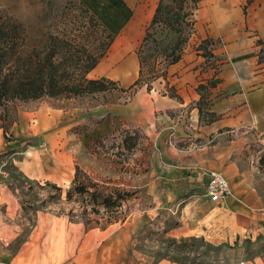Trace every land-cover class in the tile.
<instances>
[{"label":"crops","instance_id":"obj_1","mask_svg":"<svg viewBox=\"0 0 264 264\" xmlns=\"http://www.w3.org/2000/svg\"><path fill=\"white\" fill-rule=\"evenodd\" d=\"M80 1L114 35L105 58L88 77L120 79L131 85L138 77L139 60L135 51L124 52L136 43L138 50L158 0ZM195 1L194 31L180 59L168 66L165 80L159 78L150 90L138 87L126 103H100L89 110L97 120L94 127L104 129L111 125L110 119H118L122 128H137L149 142L148 169L138 187V201L149 208L138 212L135 208L116 229L109 224L84 230L85 245L71 248V255L82 264H143L133 242L138 229L153 222L156 209L192 203L195 209L177 228L186 226L191 236L212 244L245 238L242 235L253 228L255 211L264 210V175L259 166L249 164L251 159L245 160L251 142L263 144L264 151V66L258 62L256 44L264 37V0ZM203 39L211 41L207 47L211 57L201 54L203 48L196 50ZM201 95L206 102L202 111L211 115L210 121L207 115L199 118ZM12 125V135L14 128L28 135L34 128L45 139V148L38 149L40 156L30 161L24 157L30 147L26 141L4 139L7 133L0 124V155L7 154L4 157L19 165L26 182L60 189L65 173V183L72 182L74 158L63 146L60 109L19 111ZM0 163V264H12L20 249L15 242L21 235L17 223L21 202L17 187L2 170L1 158ZM211 173L223 176L229 186L219 203L209 202L203 193ZM132 203L137 206V199ZM75 226L68 222L69 230ZM153 264L177 263L162 259ZM240 264L259 263L252 258Z\"/></svg>","mask_w":264,"mask_h":264},{"label":"rangeland","instance_id":"obj_2","mask_svg":"<svg viewBox=\"0 0 264 264\" xmlns=\"http://www.w3.org/2000/svg\"><path fill=\"white\" fill-rule=\"evenodd\" d=\"M163 2L170 5L168 0ZM0 12L25 27L29 45H41L50 31L65 29L68 34H76L81 28L79 24L87 25L90 15V11L85 12L80 0H0ZM96 29L97 37H102L101 29ZM175 38V34L161 25L153 28L151 37L141 49L143 77L150 78L152 69H160L164 65L163 48L172 44ZM87 41L91 49L96 47L97 39L91 37ZM136 50L137 43L124 54L136 53ZM158 80H153L151 86H155ZM116 83L124 89L128 87L120 79ZM132 95L130 91L110 90L104 94L78 98L45 97L28 102L10 101L0 106V124L7 133L4 139L26 141L30 147L24 157L30 161H36V157L40 156L42 152L38 149L45 148V139L43 133H37L34 128L29 130L30 135L14 128L12 135V124L17 121L18 112L60 109L65 126L63 146L66 151H71L74 158L73 180L70 184L65 183L68 178L64 171L61 192L47 184L42 188L26 182L18 169L19 165L11 158L4 157L7 154L0 155L2 170L8 172V179L17 187L21 202L17 217L21 235L15 242L20 249L12 264H82L71 255V248L85 245L84 230L102 229L109 224H115L111 229H116L135 208L137 212L149 208L142 200L138 201L141 192L138 187L143 181L141 176L148 169L149 142L139 132L135 140L128 138L124 146L122 140L125 131H130L128 135L133 137L137 128H122L121 121L114 118L109 120L111 125L104 126V129L102 126L94 127L97 120L89 114V110L97 104H122L129 101ZM43 131L46 133V128ZM246 152L245 160L249 162L251 159L253 162L249 164L258 166L259 157L264 155L263 144L251 142ZM75 186L81 188L82 192L75 190ZM90 193L94 196L90 197ZM104 198L110 201L117 198L118 202H109L108 206H104ZM134 199H137V206L132 203ZM193 206L191 203L184 207L183 201L172 210L156 209L158 214L153 222L138 229L137 242L133 244H137V258L143 264H153L162 259L177 264H240L252 258L264 264V210L255 211L253 228L242 235L245 238L212 244L203 238L191 236L186 226L177 228L195 209ZM68 222L76 224L71 229L76 233L69 230ZM22 242L25 244L21 247ZM95 242H98V238H95Z\"/></svg>","mask_w":264,"mask_h":264},{"label":"trees","instance_id":"obj_3","mask_svg":"<svg viewBox=\"0 0 264 264\" xmlns=\"http://www.w3.org/2000/svg\"><path fill=\"white\" fill-rule=\"evenodd\" d=\"M163 1L165 0H158L136 52L139 60L138 77L126 89L105 77H88V73L105 55L114 39V35L91 12L87 25L79 24L81 28L76 34H68L65 29L50 31L46 33L45 41L41 45H29L25 27L11 16L0 12V106L10 101L28 102L45 97L78 98L104 94L110 90L130 91L132 95L140 86L150 90L153 80H165L168 66L180 59L183 47L194 31L193 13L197 8L195 0H168L170 5L164 4ZM252 1L246 0V3ZM87 10L85 7V12ZM156 25H161L175 34L176 38L172 44L163 48L164 65L160 69H152L151 77L146 78L143 77L141 49L151 37ZM96 28L101 29L102 37H97ZM91 37L97 39V45L92 49L87 41ZM210 44L209 39H203L196 50L203 48L201 54L206 58L211 57L210 49H207ZM256 44L259 46L258 62L264 66V37L257 39ZM166 86L168 87L167 82ZM213 86L214 81L209 83V87ZM205 104V98L201 95L197 103L199 118L207 115L210 121L211 115L202 111ZM129 133L130 131H125L122 140L124 146L128 138L135 140L139 131L135 130L133 137H130ZM258 166L264 175V155L259 157ZM74 189L82 192L77 186ZM67 193L69 194V191ZM89 196L93 197L94 194L90 193ZM109 202L116 204L118 199L110 201L104 198L102 201L104 206H108Z\"/></svg>","mask_w":264,"mask_h":264},{"label":"built area","instance_id":"obj_4","mask_svg":"<svg viewBox=\"0 0 264 264\" xmlns=\"http://www.w3.org/2000/svg\"><path fill=\"white\" fill-rule=\"evenodd\" d=\"M172 143V140L169 141ZM229 186L223 176L218 173H211L204 186V195L211 203H219L221 199L227 196Z\"/></svg>","mask_w":264,"mask_h":264}]
</instances>
